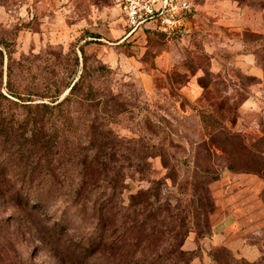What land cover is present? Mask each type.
<instances>
[{
	"label": "rangeland",
	"instance_id": "374dc122",
	"mask_svg": "<svg viewBox=\"0 0 264 264\" xmlns=\"http://www.w3.org/2000/svg\"><path fill=\"white\" fill-rule=\"evenodd\" d=\"M192 2L180 29L126 37L117 0H0L4 115L48 118L36 104L78 81L32 182L0 145V264H149L170 243L264 262V0ZM109 136L133 157L116 174L92 147Z\"/></svg>",
	"mask_w": 264,
	"mask_h": 264
},
{
	"label": "trees",
	"instance_id": "16d2710c",
	"mask_svg": "<svg viewBox=\"0 0 264 264\" xmlns=\"http://www.w3.org/2000/svg\"><path fill=\"white\" fill-rule=\"evenodd\" d=\"M0 53H2L0 51ZM263 80V79H262ZM76 85H78V81L72 86L71 92L67 95L64 99L60 100L61 91L56 94L51 102L53 104H49L46 102L38 103V106L41 109L46 110L45 112L48 113V118L43 116L41 119H38L36 116H27L22 120L19 119H9L7 116L4 115L3 111L0 110V145H1V152L5 159L9 161V164L13 166L15 170H18V173H23L25 178L28 180L29 183L32 182V178H34L35 172L40 167V162L45 161V166L49 167L52 164L53 159L56 158L58 153V138H57V131L54 133H50V119L52 121V125L55 124L59 119H61V112L64 109V106L67 103L72 101V97L74 96ZM1 98L7 99L5 95L0 93ZM21 97V96H20ZM19 97V98H20ZM22 101L25 100L20 98ZM32 103H28L27 105L31 106ZM49 125V126H48ZM97 144L93 142L92 147H95L100 156L101 164L103 165V172H106L110 169L114 170V173H118V165L121 164L122 161L132 160L131 154L126 151H119L118 150V142L119 140H113L109 137L105 138L104 141H96ZM92 145V144H91ZM90 147V148H92ZM133 154V152H132ZM137 160H143L150 158L153 154H147L137 151L135 153ZM49 160L48 164L47 159ZM20 160V162H16ZM11 162H16L12 164ZM21 164V165H20ZM166 164V163H165ZM2 166V165H1ZM5 168V167H4ZM27 181H25L26 183ZM26 183L27 186L32 185ZM50 182V183H49ZM47 186L44 182H38L36 185L37 193L40 191L39 187H44L46 190V194H50L52 188H56V185L49 181ZM84 182H81L77 188V194H81L82 189L84 188ZM32 187V186H30ZM27 194L35 193L34 190H30ZM63 188L62 186H59ZM61 189H57V194H63ZM20 194V192L18 193ZM136 207V206H135ZM137 211V210H136ZM102 215L99 214V219H97L96 225L94 226L93 234L97 231L103 230V220L101 219ZM133 229H137V221L134 219L133 222H130ZM102 226V227H101ZM141 226V224H140ZM157 223L152 226L151 230H156ZM101 227V228H100ZM139 227V225H138ZM99 229V230H96ZM92 231V230H91ZM158 231H161L160 229ZM152 232V231H151ZM187 232L184 231V235ZM90 244V243H89ZM183 244H166L165 246L161 247L160 250L156 251L150 256V259L147 260L149 264H191L193 258L189 257V253L182 248ZM93 247L91 245L87 246V250H91ZM224 251L227 249L221 248ZM228 256H225L229 260H233L235 262H239V259L235 258L229 252L226 253ZM241 264H251L245 262L244 260H240ZM148 264V263H147ZM254 264H264V262H258Z\"/></svg>",
	"mask_w": 264,
	"mask_h": 264
},
{
	"label": "built area",
	"instance_id": "2783aa9c",
	"mask_svg": "<svg viewBox=\"0 0 264 264\" xmlns=\"http://www.w3.org/2000/svg\"><path fill=\"white\" fill-rule=\"evenodd\" d=\"M128 27L126 37L144 28H159L167 32L180 29L192 0H117Z\"/></svg>",
	"mask_w": 264,
	"mask_h": 264
},
{
	"label": "crops",
	"instance_id": "0c3cea01",
	"mask_svg": "<svg viewBox=\"0 0 264 264\" xmlns=\"http://www.w3.org/2000/svg\"><path fill=\"white\" fill-rule=\"evenodd\" d=\"M243 56L249 62V64H247V63L245 64L243 62V66H244L245 70L248 71L249 73H254V74H257L259 76L262 75L260 73V69L254 63H252V58L250 57V55H248V54L246 55L245 54Z\"/></svg>",
	"mask_w": 264,
	"mask_h": 264
}]
</instances>
